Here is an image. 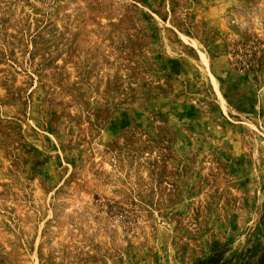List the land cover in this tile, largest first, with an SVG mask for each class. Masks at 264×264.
I'll use <instances>...</instances> for the list:
<instances>
[{
    "label": "rangeland",
    "instance_id": "obj_1",
    "mask_svg": "<svg viewBox=\"0 0 264 264\" xmlns=\"http://www.w3.org/2000/svg\"><path fill=\"white\" fill-rule=\"evenodd\" d=\"M0 264H264V0H0Z\"/></svg>",
    "mask_w": 264,
    "mask_h": 264
}]
</instances>
